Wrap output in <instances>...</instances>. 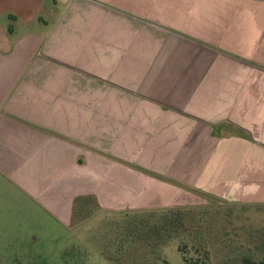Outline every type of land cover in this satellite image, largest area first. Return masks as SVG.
<instances>
[{
	"label": "crops",
	"instance_id": "crops-1",
	"mask_svg": "<svg viewBox=\"0 0 264 264\" xmlns=\"http://www.w3.org/2000/svg\"><path fill=\"white\" fill-rule=\"evenodd\" d=\"M252 169L264 0H0V211L66 228L78 198L166 209L161 179L223 193Z\"/></svg>",
	"mask_w": 264,
	"mask_h": 264
},
{
	"label": "rangeland",
	"instance_id": "rangeland-1",
	"mask_svg": "<svg viewBox=\"0 0 264 264\" xmlns=\"http://www.w3.org/2000/svg\"><path fill=\"white\" fill-rule=\"evenodd\" d=\"M250 172L252 177L245 184L236 180V186L223 193L210 185L196 186L191 179H161L167 190L159 188L163 192L155 196V207L209 209L219 206L225 208L222 215L228 214L230 209L232 216L226 222L230 233L226 237L234 241L227 243L229 248H234L228 254V261L235 260L239 253L262 256L264 248L257 250L256 246L264 240V177L258 180L253 177L254 170ZM144 197L138 196L135 202ZM135 202L131 201L132 205ZM11 208L0 211V264H113L104 259L102 248L114 238L116 231H112L113 234L108 231L117 222L116 213L101 210L96 213L91 203L83 212L80 211L76 224L62 228L57 225L39 226L38 222L35 226L36 221L31 220L33 213ZM87 216V219H80ZM211 247L209 264H225L227 253L217 244ZM190 252L185 256H191ZM163 253L168 264L181 263L177 241L166 247ZM128 259L123 257V261Z\"/></svg>",
	"mask_w": 264,
	"mask_h": 264
},
{
	"label": "trees",
	"instance_id": "trees-1",
	"mask_svg": "<svg viewBox=\"0 0 264 264\" xmlns=\"http://www.w3.org/2000/svg\"><path fill=\"white\" fill-rule=\"evenodd\" d=\"M91 203L97 213L99 209L93 198L76 199V221L80 211L83 212ZM224 209L219 206L209 209L178 206L158 210H101L118 215L117 222L113 223L108 231H116L114 238L102 248L104 259L113 264H168L163 251L177 241V251L181 254L180 264H209L212 257L211 245L215 244L227 253L225 264H264V254L254 256L239 253L235 260L232 258L228 261V254L234 248L227 245L229 241H234L226 237L230 233L226 227L232 213L230 214L229 209L228 214L225 212L226 214L222 215ZM260 247L264 248V240L256 249L259 250ZM189 252L191 256H185ZM123 257L129 259L123 261Z\"/></svg>",
	"mask_w": 264,
	"mask_h": 264
}]
</instances>
